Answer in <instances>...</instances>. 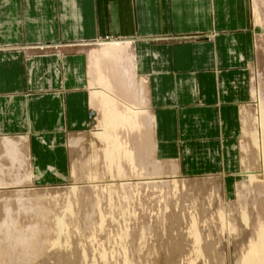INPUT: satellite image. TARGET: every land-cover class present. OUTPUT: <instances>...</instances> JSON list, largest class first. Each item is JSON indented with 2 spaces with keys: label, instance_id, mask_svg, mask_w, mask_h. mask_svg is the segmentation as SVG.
<instances>
[{
  "label": "crops",
  "instance_id": "0c3cea01",
  "mask_svg": "<svg viewBox=\"0 0 264 264\" xmlns=\"http://www.w3.org/2000/svg\"><path fill=\"white\" fill-rule=\"evenodd\" d=\"M255 54L250 0H0V138L24 140L37 185L68 182L71 137L136 101L165 174L230 199Z\"/></svg>",
  "mask_w": 264,
  "mask_h": 264
},
{
  "label": "rangeland",
  "instance_id": "374dc122",
  "mask_svg": "<svg viewBox=\"0 0 264 264\" xmlns=\"http://www.w3.org/2000/svg\"><path fill=\"white\" fill-rule=\"evenodd\" d=\"M250 15L256 45L252 100L242 113L243 136L239 151L243 156L240 158L241 170L233 179L234 193L230 199L222 194V183L218 180H193L180 174H165V167L156 164L150 155L148 123L146 119L138 120L141 116L136 109L143 105L137 106L136 101L120 102L119 106H123L124 110L122 115L132 117L135 126L129 125L130 129L123 126L121 130L114 131L110 129L106 133H116L115 136L120 133L114 137L116 147L135 158L130 161L123 154H112L113 158L105 160V150L114 149V145L110 143V148V144H106L102 121L97 124L94 115L93 127L68 141V182L37 185L29 173L30 159L24 140L11 138L22 145L21 154H26L23 155L26 163L15 161L11 165L7 158L0 159V219L5 205L10 204L11 210L17 211L15 192L19 191L23 193L20 198L23 204L31 200L39 206L37 212L41 208L47 210L45 214L41 211L45 216L43 218L40 214H36L40 215L39 218L32 217L40 229L38 232H47V225L50 227L47 232L50 236L46 233H42L43 239L39 236L43 240L38 246V250L41 248L39 255L45 248L46 252L42 257L34 256L33 262L28 261L32 258L26 259V264H240L241 255L252 238L251 227L260 221L264 223L263 151L260 142L255 146L252 141L253 135L260 138L258 120L261 112L264 113V0H250ZM74 140L78 142L74 143ZM24 148L25 152L22 151ZM27 177L31 179L27 181ZM6 198L9 199L6 201ZM33 203L29 204L34 206ZM28 215L30 213L26 217ZM40 219L44 220L42 224H47L46 228L42 227ZM58 219L63 220L61 230L55 224ZM246 220L245 225L243 221ZM194 231L199 237L194 238ZM46 236L50 239L43 248ZM198 248L199 252H196Z\"/></svg>",
  "mask_w": 264,
  "mask_h": 264
},
{
  "label": "bare ground",
  "instance_id": "6f19581e",
  "mask_svg": "<svg viewBox=\"0 0 264 264\" xmlns=\"http://www.w3.org/2000/svg\"><path fill=\"white\" fill-rule=\"evenodd\" d=\"M258 2V1H257ZM119 42V41H118ZM122 44V43H121ZM102 46V45H101ZM121 49H122V47H121V45H120V43L118 44L117 42H114V44H104V46L100 49L101 51H99V55L101 56V55H103L104 57H110V59L111 60H116V61H118V59L117 58H119L118 57V54L121 52ZM95 52H96V50H94ZM129 51V50H128ZM131 59H132V57H131ZM131 59H129V61H131ZM95 61H97V59L95 60ZM95 61H94V64H95ZM123 62V61H122ZM103 63H104V61H103ZM106 64V63H105ZM94 65L93 64H91V68L93 67ZM110 67V69L112 68H114L115 67V69H116V64H115V66L114 65H112V67L111 66H109ZM128 67V66H127ZM95 68V67H94ZM118 68V67H117ZM119 69V68H118ZM123 69V68H122ZM121 69V70H122ZM93 70V69H92ZM98 70V69H97ZM117 70V69H116ZM127 70V69H126ZM134 70H135V68H134ZM100 71V70H99ZM114 69H113V75H114ZM124 72V71H123ZM119 73H121V72H119ZM135 73V72H134ZM93 74V73H92ZM112 75V76H113ZM122 75V74H121ZM127 75H128V72H127ZM126 75V76H127ZM94 76H95V74H94ZM94 76L92 77V78H94ZM99 76H100V74H99ZM111 76V75H110ZM110 76H109V78H110ZM112 76H111V79H112ZM116 76H118V75H116ZM100 77H102V75L100 76ZM114 77V76H113ZM122 77V76H121ZM136 77V76H135ZM134 77V78H135ZM98 78V77H97ZM117 78V77H116ZM127 78H129V76L127 77ZM95 79V78H94ZM101 79H103V77L101 78ZM113 81V80H112ZM117 81H118V79H117ZM116 81V82H117ZM135 81V80H134ZM138 81H139V79H138ZM115 83V82H114ZM93 85V84H92ZM107 87V86H106ZM114 87H116V86H114ZM144 87V86H143ZM95 89V88H94ZM102 90V88H99V90ZM111 89V88H110ZM121 89V88H120ZM145 89V88H144ZM144 89H142V90H144ZM104 90V89H103ZM102 90V91H103ZM112 90V89H111ZM126 90V89H125ZM105 91V90H104ZM145 91V90H144ZM119 92V91H118ZM130 92V91H129ZM100 93V92H99ZM120 93V92H119ZM127 93V92H126ZM145 93V92H144ZM110 95V94H109ZM114 97V96H113ZM148 97V96H147ZM93 98V97H92ZM99 100H100V98H99ZM116 100V99H115ZM116 101H118V99L116 100ZM119 103V102H118ZM122 103V102H121ZM101 104H102V102H101ZM100 105V104H99ZM99 105H98V107H99ZM115 105V104H114ZM140 105V104H139ZM138 104H137V106H139ZM113 105H112V102H108V103H106V106H103V111H105L104 112V114L106 113V111L108 112V111H110V113L108 114V115H103L104 116V118H108L109 120H107V121H104V123L101 125L102 126V131H104V132H102L103 134H104V136L106 137V144H110V143H112L113 145H114V149H107V150H105V152H104V158H105V160L107 159V160H109L111 157L113 158V156H111L112 154L113 155H116V156H118V155H121V154H123V156H126L130 161L131 160H133L134 158H135V156L134 155H131L130 153H128V152H122V151H124V150H122L121 151V149L120 148H118V146L116 147V143H117V141L115 142L114 141V137H118L117 135H118V133H117V135L116 136H112L111 134H109V132H108V134L106 133V131H109L110 129L111 130H118V128L121 130V128L123 127V126H128V128H129V125L130 126H135V121L132 119V117H131V119H127V118H125L123 115H121L120 113H118V111L117 110H115L113 107H112ZM100 108H101V106H100ZM128 109V108H127ZM133 110V109H132ZM142 110V109H141ZM98 111H100V110H98ZM136 111V110H135ZM102 112V111H101ZM101 112H100V114H101ZM126 112H127V110H126ZM134 112V111H133ZM138 112V111H137ZM261 112V111H260ZM99 114V113H98ZM99 114V115H100ZM134 114V113H133ZM137 115V114H136ZM131 116H132V114H131ZM100 117H101V115H100ZM99 116H98V118H100ZM102 118V117H101ZM99 120V119H98ZM258 120V119H257ZM258 125H259V127H260V138H258L257 136H255V135H253L254 137H253V143L255 144V146L256 145H258V142H260V146H261V148H262V151H263V161H264V113H262L261 112V115H260V118H259V120H258ZM139 126V125H138ZM127 128V127H126ZM135 128V127H134ZM153 128V127H152ZM130 129V128H129ZM140 129V128H139ZM150 130V129H149ZM130 132H131V134H132V131L131 130H129ZM134 132H137V131H135V129H134ZM246 132V131H245ZM112 133V132H111ZM139 133H140V131H139ZM116 134V133H115ZM153 136V135H152ZM243 136V135H242ZM248 136V135H247ZM250 137H252V136H250ZM120 141V140H119ZM137 141V140H136ZM154 141V140H153ZM74 143H76V142H78V140L76 141V140H74L73 141ZM136 143V142H135ZM112 144H110V148H112ZM253 144V145H254ZM24 145V144H23ZM109 146V145H108ZM21 147H22V145L18 142V141H16V140H13V139H11V140H9V138H3V139H1L0 140V149H2V151H1V153H2V155L0 156V159L2 158H7L8 160H10L11 162H10V164L12 165L13 164V162H15V161H17L18 163H20V164H23V162L24 163H26V161H24L25 159L23 158L24 156V154L22 155L21 154ZM25 147V146H24ZM251 147V146H250ZM249 147V148H250ZM247 148H248V146H247ZM241 150V149H240ZM23 152H25V148H24V150H22ZM250 151V150H249ZM143 154V153H142ZM26 155V154H25ZM138 156V155H137ZM241 156V155H240ZM243 156V155H242ZM241 156V157H242ZM26 158V157H25ZM109 158V159H108ZM125 158V157H124ZM115 161V160H114ZM121 161V160H120ZM117 162V161H116ZM4 163V162H3ZM131 163V162H130ZM242 163V162H241ZM6 164V163H5ZM245 164V163H244ZM4 165V164H3ZM116 165H118V164H116ZM9 166V165H8ZM113 166V165H112ZM115 166V165H114ZM120 166V165H119ZM0 167H2V162L0 163ZM121 167V166H120ZM241 167V166H240ZM114 168V167H113ZM249 169V168H248ZM112 170V169H111ZM3 171V170H2ZM19 172V171H18ZM29 173H30V171H29ZM175 174H176V171H175ZM19 177H20V175H19ZM32 177V176H31ZM114 177V176H113ZM4 178V177H3ZM2 178V179H3ZM251 178H253V177H251ZM25 179V178H24ZM29 179H31L30 177H27V181L29 180ZM21 180V179H20ZM6 181V180H5ZM261 181H263V190H264V174L262 175V177H261ZM31 182V181H30ZM17 183V182H16ZM262 184V183H261ZM10 185V184H9ZM18 185V184H17ZM30 185V184H29ZM246 185V184H245ZM21 186V185H20ZM23 186V185H22ZM31 186V185H30ZM249 186V185H248ZM3 187V186H2ZM29 187V186H28ZM27 187V188H28ZM242 187H244V186H242ZM9 188V187H8ZM30 188V187H29ZM247 188H249V187H247ZM75 189V188H74ZM14 190V189H13ZM16 190V189H15ZM31 191H32V189H30ZM36 190V189H35ZM244 190H246V189H244ZM260 190V189H259ZM249 191V190H248ZM251 191V190H250ZM253 191V190H252ZM251 191V192H252ZM257 193H258V190L256 191ZM264 192V191H263ZM52 193V192H51ZM244 194H245V192H243ZM23 193H21V192H19V191H17V192H15V196H16V199L18 198V201H16L17 202V204H16V207H17V211L16 212H14V211H12L11 210V206H10V202H6L8 199L6 198V201H2V202H5L6 204H9V206L8 205H5V206H3L2 208H3V215H2V219H0V264H23V263H27V262H25L26 261V259H30V258H32L31 260H28L29 262H33V261H35V258H34V256H41L42 257V254L44 253V251H45V249H47V248H45L46 247V244H47V241L49 242V239H50V237H48V236H50L49 235V233H47L48 231H50L49 230V225H47V224H45V223H43L44 224V226H43V224L41 223L42 221H44L43 219H42V221H41V219H40V223H41V225H42V227L43 228H46L47 226V232L45 231V229H44V231L45 232H42L41 231V233L40 232H38L39 230H38V225H36V223L34 224V220L32 219V217L35 215V217H34V219L35 218H39L40 217V215H41V218H43V217H45V216H43L42 214H45L46 212L45 211H47L46 209H40V211L39 212H37V210L36 209H38L39 208V206H36L35 205V203H33V202H30L27 198V201H29L28 202V204H27V202H24V204L22 203L23 201L21 200L22 199V197H21V195H22ZM42 194V193H41ZM59 194V193H58ZM248 194V193H247ZM254 194V193H253ZM259 194V193H258ZM65 195V194H64ZM246 195V194H245ZM251 195V194H250ZM38 196V195H37ZM242 196V195H241ZM247 196V195H246ZM256 196V195H255ZM4 197V196H3ZM32 197V196H31ZM71 197V196H70ZM257 197V196H256ZM1 198V197H0ZM21 198V199H20ZM3 199V198H2ZM1 199V200H2ZM11 199V198H10ZM15 199V198H14ZM243 199H244V197H243ZM24 200V199H23ZM42 201V200H41ZM49 201V200H48ZM47 201V202H48ZM53 201V200H52ZM102 201V200H101ZM243 201V200H242ZM248 201V200H247ZM253 201H255V200H253ZM70 202V201H69ZM26 203V204H25ZM32 204L33 203V205L34 206H32V205H30V204ZM51 203V202H50ZM71 203V202H70ZM238 203V202H237ZM243 203V202H242ZM254 203H256V202H254ZM72 204V203H71ZM244 204H245V202H244ZM246 204H247V202H246ZM2 205H3V203H2ZM242 205V204H241ZM248 205V204H247ZM1 206V205H0ZM37 207V208H34V207ZM60 206V205H59ZM64 206V205H63ZM240 206V205H239ZM254 206V205H253ZM15 207V208H16ZM242 207H243V205H242ZM248 207V206H247ZM60 208H62V207H60ZM65 208V207H64ZM240 208V207H239ZM244 208V207H243ZM249 208V207H248ZM13 209V208H12ZM245 209V208H244ZM236 210H238V209H236ZM41 211H42V214H41ZM241 211V210H240ZM239 211V212H240ZM2 212V211H1ZM45 212V213H44ZM28 213H30V215H28L29 217H26V215L28 214ZM48 213V212H47ZM36 214H40L39 215V217L36 215ZM65 214V213H64ZM51 215V214H50ZM242 215V214H241ZM19 216H20V218H19ZM43 216V217H42ZM240 216V215H239ZM243 216V215H242ZM247 216V215H246ZM51 217V216H50ZM72 217V216H71ZM89 217V216H88ZM87 217V218H88ZM1 218V217H0ZM18 218H19V220H18ZM57 218V217H56ZM67 218V217H66ZM241 218V217H240ZM245 218V217H244ZM55 219V218H54ZM64 219V218H63ZM70 219V218H69ZM39 220V219H38ZM52 220V219H51ZM193 220V219H192ZM37 220H35V222H36ZM103 221H104V219H103ZM247 221L248 220H246V221H243L244 222V224L246 225L247 224ZM46 222V221H45ZM65 223H66V225H67V222H66V219H65V221H64ZM102 222V221H101ZM37 223L39 224V221H37ZM55 223V222H54ZM53 223V224H54ZM103 223V222H102ZM56 224V226H57V228L58 229H60V228H62L63 227V220L62 219H58L57 220V222L55 223ZM27 225V226H26ZM47 225V226H46ZM193 225H194V223H193ZM244 225V226H245ZM251 225V224H250ZM54 227H56L55 225H53ZM249 226V225H248ZM252 226V225H251ZM40 227V226H39ZM54 227H52V228H54ZM193 227V226H192ZM195 227V226H194ZM66 228V227H65ZM65 228L64 229H62V230H65ZM233 228V227H232ZM250 228V227H249ZM252 229V231H253V233H252V238L248 241L249 242V245L246 247V251L245 252H243V254L241 255V258H242V260L240 261V264H264V223L262 222L261 223V221L260 222H258V223H256V225H253V227H251ZM42 230V229H41ZM56 230V229H55ZM61 230V229H60ZM60 230H58V231H60ZM192 230H194V229H192ZM36 231L39 233V235H37L36 234ZM249 231V230H248ZM52 232H53V230H52ZM62 232V231H61ZM126 233H127V231H125ZM192 232V231H191ZM42 233L44 234V233H46L48 236H46V237H48L47 239H46V237L44 238V243H45V241H46V243H45V245H43L44 247L43 248H45L44 249V251H42L43 253H41L40 255H39V251L41 252V248L38 250V246L41 244L42 245V242H43V240H41V239H43L42 237L44 236H41L42 235ZM63 233V232H62ZM52 234V233H51ZM55 234H56V232H55ZM192 234H194V238L195 237H199V235H198V233H197V231H196V233H195V231L192 233ZM200 234V233H199ZM246 234V233H245ZM249 234V233H248ZM59 235V234H58ZM58 235H57V237H58ZM60 235H64V234H61L60 233ZM66 235V234H65ZM41 237V239H39L40 237ZM56 237V239H58ZM61 237V236H60ZM46 239V240H45ZM40 240H41V242H40ZM55 240V239H54ZM52 242V241H51ZM197 242V241H196ZM195 242V244H197L198 242H200V241H198L197 243ZM43 243V244H44ZM55 243H57V242H55ZM194 243V242H193ZM53 244H54V241H53ZM53 244H51V245H53ZM59 246V243L58 244H56L55 246L56 247H58ZM198 246H199V244H198ZM37 247V248H36ZM41 247V246H40ZM53 247V246H52ZM51 247V248H52ZM43 248H42V250H43ZM54 249V248H53ZM200 249H201V247H200ZM51 250V249H50ZM197 251L196 252H199V248L198 249H196ZM194 251V250H193ZM46 252V251H45ZM49 252V251H48ZM202 252V251H201ZM200 254V253H199ZM202 254V253H201ZM33 258H34V260H33ZM38 258V257H37ZM36 258V259H37ZM197 259V258H196ZM196 259H194V260H196ZM33 260V261H32Z\"/></svg>",
  "mask_w": 264,
  "mask_h": 264
}]
</instances>
